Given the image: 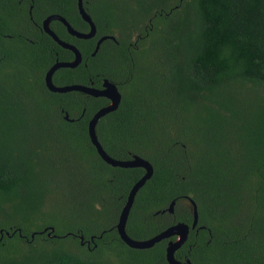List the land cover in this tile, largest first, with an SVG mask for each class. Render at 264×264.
I'll use <instances>...</instances> for the list:
<instances>
[{
  "label": "trees",
  "instance_id": "trees-1",
  "mask_svg": "<svg viewBox=\"0 0 264 264\" xmlns=\"http://www.w3.org/2000/svg\"><path fill=\"white\" fill-rule=\"evenodd\" d=\"M82 4L95 37L114 39L90 55L93 36L75 37L51 20L81 54L52 81L100 86L106 77L120 92L117 107L96 122L97 139L113 157L137 153L152 164L134 195L128 235L188 222L189 196L203 227L189 230L176 257L264 264V0ZM49 12L87 29L76 0H0V82L24 87L22 94L0 87V264H168L164 240L133 248L106 229L88 249L73 234L106 228L102 219L117 212L142 168L112 166L91 144L87 119L105 97L45 87L47 67L72 57L40 29ZM172 198V212L154 220L151 210Z\"/></svg>",
  "mask_w": 264,
  "mask_h": 264
},
{
  "label": "water",
  "instance_id": "water-1",
  "mask_svg": "<svg viewBox=\"0 0 264 264\" xmlns=\"http://www.w3.org/2000/svg\"><path fill=\"white\" fill-rule=\"evenodd\" d=\"M76 9L81 17L87 23L86 30H78L72 27V25L59 13L49 12L45 14L40 20V28L42 31L47 33L58 45L61 47L67 48L72 52V57L67 60H58L55 59L44 71L43 73V82L45 87L50 91L64 92L69 90H77L83 92L85 94L91 96H103L107 99V102L100 107H98L93 113L89 116L86 123V132L87 136L94 146L95 151L100 156V158L106 163L112 166H120V167H141L142 173L132 182L130 185L123 204L120 207L118 212V217L115 222V228L118 233L119 238L129 247L133 248H147L152 246L155 242L159 241L162 238H167L169 236L175 235V238L168 239L164 245V259L168 264H191L189 258L185 257L184 259H178L174 256V251L181 245V243L186 239V234L188 230V225L186 222L178 220L174 223H171L161 230L157 231L155 234H152L148 237L144 238H135L127 234L125 231V222L127 218V214L129 212V208L132 204L134 195L138 188L151 176L152 174V164L149 160L144 158L143 156L137 153H131L129 157L126 158H117L109 155L101 146L100 142L97 139L95 125L99 117L104 115L105 113L114 110L120 100V92L116 86V84L109 80L106 77H103L100 83V86H94L92 84H85L80 82H70L63 84H56L52 81V74L55 69L58 67H74L81 60V54L78 48L71 42L63 40L59 38L55 32L50 28L49 22L53 19L60 21L66 31L79 38H89L95 34V25L90 18L89 14L86 12L83 7L82 0H76ZM112 38L114 36L112 34H102L99 35L94 42L93 48L90 51V55H93L100 42L105 38ZM63 118L67 120H71L68 117L67 112H64ZM187 205H191L192 219L191 226H194L197 220V210L196 204L194 200L187 196L185 198ZM174 204V198L170 199L164 208L167 211H172ZM47 227H43L41 230H46ZM48 230L52 231L53 227L48 226ZM7 234V231L6 233ZM49 234V232H47ZM91 238V237H90ZM79 240L82 242V235H79Z\"/></svg>",
  "mask_w": 264,
  "mask_h": 264
},
{
  "label": "flooded vegetation",
  "instance_id": "flooded-vegetation-1",
  "mask_svg": "<svg viewBox=\"0 0 264 264\" xmlns=\"http://www.w3.org/2000/svg\"><path fill=\"white\" fill-rule=\"evenodd\" d=\"M41 20V19H40ZM49 26H50V22H49ZM39 27H40V23H39ZM41 29V28H40ZM93 37L96 39L97 37H95V35H93ZM95 39H94V41H95ZM186 208H187V210H188V213H189V215H190V220L187 222V221H184V222H186L187 223V225H188V230H187V234H186V237H187V235H188V233H189V230H193L194 232H196L197 231V229L198 228H201V227H203V225H201V224H199L198 222H197V220H196V222H195V224H194V226H191L190 225V223H191V219H192V212H191V205H184ZM120 207H121V205L119 206V209L117 210V212H114V211H110V212H108L107 213V216H106V219H105V222L106 223H108V225H107V227L106 228H100V231H98V233L97 234H94V233H92V234H89L87 237H85V236H83V234L82 233H80L79 231H76V232H74L73 234L78 238V240H79V235H82V242H80V240H79V242L80 243H83V244H85V246L88 248V249H91V248H94L95 246H96V242H95V238H100L101 237V235H102V232L104 233V230H106V229H108V230H114L115 231V233L117 234V236H118V233H117V231H116V228H115V222H116V220H117V217H118V212H119V210H120ZM131 207V206H130ZM166 207V205L165 206H163L162 208H160V209H152L151 210V215L153 216V218H154V220H155V214H159V216H161L162 214H165V213H171L172 211H167V210H165L164 208ZM129 210H130V208H129ZM172 210H173V208H172ZM129 213V212H128ZM136 216L138 217V216H143V212L142 211H140V212H136ZM127 217H128V214H127ZM181 221H183V220H181ZM176 222V221H175ZM126 223H127V218H126V222H125V225H126ZM172 223H174V222H172ZM167 226V225H166ZM164 228V227H163ZM161 230V229H160ZM126 231V230H125ZM157 232V231H156ZM155 231L153 232V233H151V234H149L148 236H150V235H152V234H155L156 233ZM128 234V233H127ZM148 236H145V237H148ZM91 237V238H90ZM119 237V236H118ZM173 238H175V235H172V236H169V237H167V238H162V239H160V240H164V245H165V243H166V241L168 240V239H173ZM159 240V241H160ZM185 241V240H184ZM183 241V242H184ZM182 242V243H183ZM181 243V244H182ZM174 256H175V251H174ZM111 257H113L115 260H117V257H115L113 254H111L110 253V257H109V260H110V263L111 262H113L112 260H111ZM176 257V256H175ZM185 257H187V256H183V257H176V258H178V259H184ZM188 258V257H187ZM190 260V259H189Z\"/></svg>",
  "mask_w": 264,
  "mask_h": 264
},
{
  "label": "rangeland",
  "instance_id": "rangeland-1",
  "mask_svg": "<svg viewBox=\"0 0 264 264\" xmlns=\"http://www.w3.org/2000/svg\"><path fill=\"white\" fill-rule=\"evenodd\" d=\"M1 86L9 88V90L14 91L15 94H17V93L22 94L24 92V87L22 89V87H21V85H19V83L12 81V80H1L0 87ZM2 94H3V96L6 95L5 93H2ZM102 221L104 223H106L105 220L102 219ZM109 257H110V254L108 255V259H109ZM111 260L113 261L111 263H116V260L113 257H111Z\"/></svg>",
  "mask_w": 264,
  "mask_h": 264
}]
</instances>
